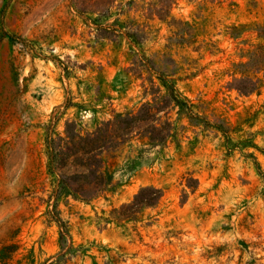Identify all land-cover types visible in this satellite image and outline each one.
<instances>
[{
    "label": "rangeland",
    "instance_id": "1",
    "mask_svg": "<svg viewBox=\"0 0 264 264\" xmlns=\"http://www.w3.org/2000/svg\"><path fill=\"white\" fill-rule=\"evenodd\" d=\"M158 3L0 0V264H264V87L247 96L228 88L240 58L226 35L233 24L264 23V0H171L164 21ZM171 18L194 35L163 49L176 40ZM132 24L152 26L143 43L125 35ZM244 38L255 42L254 34ZM158 50L184 66L196 60V74H180L175 87L201 117L234 124L245 110H259L244 126L256 147L228 151L216 130L200 124L158 154L133 139L109 160L115 192L58 201L67 228L61 249L47 136L63 135L68 122L85 134L136 110L149 96L123 69L132 53ZM147 185L164 191L159 203L115 219Z\"/></svg>",
    "mask_w": 264,
    "mask_h": 264
},
{
    "label": "trees",
    "instance_id": "2",
    "mask_svg": "<svg viewBox=\"0 0 264 264\" xmlns=\"http://www.w3.org/2000/svg\"><path fill=\"white\" fill-rule=\"evenodd\" d=\"M170 2L171 0H159L158 4L165 8L154 10L161 21L169 16ZM174 23L173 18L168 21V26L174 25L171 33L176 40L167 42L163 49H171L174 44L187 42L185 35L189 38L194 35L190 26H176ZM152 30L151 25L149 32H144L132 24L127 27L125 35L134 44H141L147 40ZM245 34H254L255 42L244 38ZM226 35L236 42L240 58L230 65L231 80L228 88L245 96L260 93L264 87V23L233 24L227 28ZM206 45L209 46V51L214 48L210 43ZM181 63L162 50L154 51L148 56L132 53L130 66L123 69V72L126 76L130 73L134 79L140 80L144 94L149 96L146 101L136 110L114 113L111 118L99 122L92 131L85 134L76 129L74 123L68 122L63 135L54 131L47 136L48 168L56 181L52 214L59 226L61 249L64 247L67 228L66 223L59 217L58 201L62 196L89 201L115 192L119 182L109 167V160L115 158L125 144L133 139H143L144 145L158 154L169 144L180 146L188 126L200 124L204 129L216 130L223 139L222 145L228 151L240 146L256 147L253 142L254 133L244 130V126H253L251 120L259 110H245L234 124L221 116L201 117L193 110L192 104L179 95L175 87L176 80H180V74H185L186 78L196 74L197 71L191 69H196L197 66L192 65L197 62H186V67ZM173 113L175 117L172 116ZM186 121L188 124H185ZM242 135L245 137L242 138ZM190 180L196 182L192 178ZM188 185L193 187L192 184ZM163 194L161 188L143 186L114 218H133L144 208L158 204Z\"/></svg>",
    "mask_w": 264,
    "mask_h": 264
}]
</instances>
